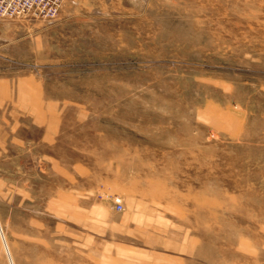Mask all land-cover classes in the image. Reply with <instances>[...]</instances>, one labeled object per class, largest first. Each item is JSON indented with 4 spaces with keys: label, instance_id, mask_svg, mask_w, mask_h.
Segmentation results:
<instances>
[{
    "label": "rangeland",
    "instance_id": "rangeland-1",
    "mask_svg": "<svg viewBox=\"0 0 264 264\" xmlns=\"http://www.w3.org/2000/svg\"><path fill=\"white\" fill-rule=\"evenodd\" d=\"M3 30L0 264H264V0Z\"/></svg>",
    "mask_w": 264,
    "mask_h": 264
},
{
    "label": "built area",
    "instance_id": "built-area-1",
    "mask_svg": "<svg viewBox=\"0 0 264 264\" xmlns=\"http://www.w3.org/2000/svg\"><path fill=\"white\" fill-rule=\"evenodd\" d=\"M64 0H0V17L16 18L34 16L41 19L55 18ZM1 95V85H0ZM122 209L121 200H117Z\"/></svg>",
    "mask_w": 264,
    "mask_h": 264
},
{
    "label": "crops",
    "instance_id": "crops-1",
    "mask_svg": "<svg viewBox=\"0 0 264 264\" xmlns=\"http://www.w3.org/2000/svg\"><path fill=\"white\" fill-rule=\"evenodd\" d=\"M8 32H9V31H5V30L0 31V37H1V38H4V39L7 38L6 36L8 35Z\"/></svg>",
    "mask_w": 264,
    "mask_h": 264
}]
</instances>
